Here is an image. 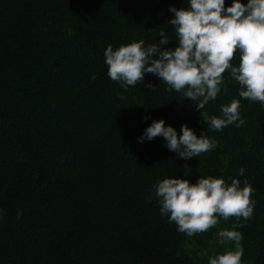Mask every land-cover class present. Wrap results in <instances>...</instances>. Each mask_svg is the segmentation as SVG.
Here are the masks:
<instances>
[{"label":"trees","instance_id":"obj_1","mask_svg":"<svg viewBox=\"0 0 264 264\" xmlns=\"http://www.w3.org/2000/svg\"><path fill=\"white\" fill-rule=\"evenodd\" d=\"M173 6L187 2L0 0V264H195L189 238L146 199L158 180L199 175L255 189L253 217L239 229L242 259L264 264V107L242 99L244 124L207 132L202 110L152 74L144 83L155 91H124L107 77L106 47L158 42L161 27L173 30ZM226 84L210 115L239 99L238 85ZM161 119L178 136L181 125L207 132L217 148L182 159L162 137L139 142Z\"/></svg>","mask_w":264,"mask_h":264},{"label":"clouds","instance_id":"obj_2","mask_svg":"<svg viewBox=\"0 0 264 264\" xmlns=\"http://www.w3.org/2000/svg\"><path fill=\"white\" fill-rule=\"evenodd\" d=\"M186 7H170L173 14L167 21L173 30L165 34L157 31L158 42L144 39L121 44L115 49L109 44L104 50L107 77L117 82L124 91L137 84L155 91L151 82L144 83L146 74H152L165 85L166 92L179 93L200 112V123L207 132L222 131L229 125L244 124L241 100L259 103L264 107V0H186ZM175 42V47H166ZM238 57V62H234ZM227 70L228 76L223 75ZM237 85V98L221 104L220 115H210L207 106L222 93H227L226 80ZM121 100L126 99L120 96ZM190 105V106H191ZM145 120L149 117L145 116ZM201 133L199 137L187 125H181L180 135L165 121L153 120L144 130L139 142L162 137L165 147L182 159L199 157L217 148L218 140ZM245 169H238L244 176ZM200 176L195 183L188 179L166 177L158 180L147 196L159 208L166 223H174L176 231L191 238L207 233L235 218L230 228L217 231L215 245L222 249L209 254L205 249L198 254L207 258V264H245L243 235L239 230L253 217L255 189L245 179ZM22 215L17 213V218ZM3 219V209H0Z\"/></svg>","mask_w":264,"mask_h":264},{"label":"rangeland","instance_id":"obj_3","mask_svg":"<svg viewBox=\"0 0 264 264\" xmlns=\"http://www.w3.org/2000/svg\"><path fill=\"white\" fill-rule=\"evenodd\" d=\"M224 221L222 220L220 225L216 228L211 229L209 232L204 233V235L193 236L189 238L188 243L186 244L187 254L191 256L195 264H207V258L201 257L198 253L202 250L208 249L209 254H212L215 251H221L222 249L216 247V233L218 230L225 228ZM223 226V228H222Z\"/></svg>","mask_w":264,"mask_h":264}]
</instances>
